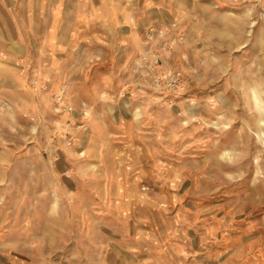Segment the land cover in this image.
I'll use <instances>...</instances> for the list:
<instances>
[{"label":"rangeland","instance_id":"rangeland-1","mask_svg":"<svg viewBox=\"0 0 264 264\" xmlns=\"http://www.w3.org/2000/svg\"><path fill=\"white\" fill-rule=\"evenodd\" d=\"M23 4L0 264H264V0Z\"/></svg>","mask_w":264,"mask_h":264},{"label":"crops","instance_id":"crops-1","mask_svg":"<svg viewBox=\"0 0 264 264\" xmlns=\"http://www.w3.org/2000/svg\"><path fill=\"white\" fill-rule=\"evenodd\" d=\"M24 1L29 0H0V59L4 56L5 51H14V43L18 37L17 21L19 17H35L40 16L43 6L39 5L40 13H36V9L26 10ZM36 2H44L46 0H30ZM4 51V52H3ZM1 82V77H0Z\"/></svg>","mask_w":264,"mask_h":264},{"label":"built area","instance_id":"built-area-1","mask_svg":"<svg viewBox=\"0 0 264 264\" xmlns=\"http://www.w3.org/2000/svg\"><path fill=\"white\" fill-rule=\"evenodd\" d=\"M152 34H153L152 32L149 33V36H152ZM160 34H161V36H164L165 35L164 31H162V30L160 31ZM167 48H169V47L168 46H165L164 47V52L165 51H168ZM165 55L168 56V52ZM150 61L151 62L148 65V66H150V68H147V69L144 70L145 74H148L150 71H157L156 69L161 65L162 58H161L160 55H158L156 52H154L151 55V57H150ZM168 74L169 75H173L172 74V70H170L168 72Z\"/></svg>","mask_w":264,"mask_h":264}]
</instances>
